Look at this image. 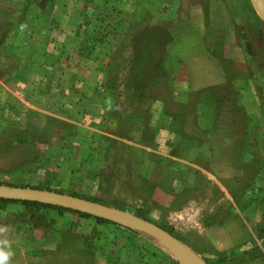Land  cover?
<instances>
[{
    "label": "rangeland",
    "instance_id": "374dc122",
    "mask_svg": "<svg viewBox=\"0 0 264 264\" xmlns=\"http://www.w3.org/2000/svg\"><path fill=\"white\" fill-rule=\"evenodd\" d=\"M242 2L0 0V184L138 212L209 264H264V21L250 0ZM202 27L201 42L223 63L224 39L233 35L245 66L229 71L243 80L236 91L222 84L198 92L200 126L191 128L170 112L190 100L186 66L174 73L170 41ZM221 117L224 128L213 124ZM212 127L224 132L231 155L219 136L205 143L212 157L199 150ZM23 209L0 206V264L180 257L86 218L47 212L27 227Z\"/></svg>",
    "mask_w": 264,
    "mask_h": 264
},
{
    "label": "crops",
    "instance_id": "0c3cea01",
    "mask_svg": "<svg viewBox=\"0 0 264 264\" xmlns=\"http://www.w3.org/2000/svg\"><path fill=\"white\" fill-rule=\"evenodd\" d=\"M240 1L241 2L243 1L242 2L243 4L247 3V0H240ZM183 28H180V29H183ZM198 30L200 32L198 35L196 33L195 35L189 34L188 37L183 36L182 39H177L176 41L174 40L170 41L171 47H172L171 49H173L174 51H177L176 53L172 51L173 54L171 56L172 58H174V62H173V64L175 65L173 69L174 73H176L178 68H180V65L183 66L184 68L186 66L185 70H186L187 79H186L185 88L187 89L188 93L190 92V97H189L190 100L187 101L188 104L184 103V105L178 106L176 107L177 109H175L174 111L170 110V112L179 113L180 114L179 116H183L184 121L187 123V125L189 124L191 128L192 127L196 128L197 126H200L199 125V115H200L201 110H198L200 108H198L197 106L198 92L202 88H206L208 86H221L222 84H225V85L228 84L232 91H234L235 89H239V86L237 87V85L239 83L240 85L243 84V80L239 79V77H241L240 73L237 72V74H231L229 71L234 70L233 68L237 70L238 68L242 69L243 66H245L243 54L241 52L239 45H236L233 35L232 37H230L231 39L230 38L224 39L227 44L226 46L227 53L225 51L226 59L223 63L222 59L217 57L218 58L217 60L216 57L214 56V54L217 56L219 52L210 53L205 47V45H203V42H201L202 37H203L202 31L204 30V28L202 27L201 29H198ZM227 38H228V35H227ZM195 39H197V43H196L197 47L194 49H197L196 50L197 53H195L194 49H192L193 48L192 45ZM161 42L162 41L160 40V38L159 39L156 38L152 43V45L155 46V48L152 46L150 51L153 52L155 50V54L159 55V52H160L159 47L161 45ZM147 45L145 44V40L141 42L142 47H146ZM180 47H183L186 51H183V50L181 51ZM203 51L206 54H204ZM224 64H231L233 65V67H230V69L227 70ZM236 94L238 93H233V95L235 96V99H236ZM238 102H239V99H238ZM204 117L206 118L207 116L204 115ZM210 117L212 120L214 115H211ZM214 123L219 124V127L221 126L222 128H224L226 127V124L229 122L225 121V118L221 117V119L215 120L213 124ZM212 128L213 129L210 128L207 131H205L206 134L203 137L204 145L199 150L207 151L208 153L207 157L208 158L212 157L214 154H212L209 151V148L211 146H209L208 150H206L207 147L205 143L212 142L214 140L215 142H217L218 141L217 136H219V139L221 142V147H220L221 151L224 150V148H226L225 153L227 155H231L232 148L230 144H227L228 146L227 145L223 146V139H225L224 132L220 130V132L218 133L217 131H215L214 127ZM190 130H195V129H190Z\"/></svg>",
    "mask_w": 264,
    "mask_h": 264
},
{
    "label": "water",
    "instance_id": "95a60500",
    "mask_svg": "<svg viewBox=\"0 0 264 264\" xmlns=\"http://www.w3.org/2000/svg\"><path fill=\"white\" fill-rule=\"evenodd\" d=\"M250 1L256 12L264 20V0ZM0 198L36 200L40 203L82 210L97 215V217L115 222L124 227L129 226L137 228L153 236L157 239L158 243L167 246L180 256L177 261L179 264H208L190 247L184 245L161 227L156 226V223L127 210H118L98 203L97 201L67 192L62 193L53 190L40 189L36 186L9 183L0 184Z\"/></svg>",
    "mask_w": 264,
    "mask_h": 264
},
{
    "label": "trees",
    "instance_id": "16d2710c",
    "mask_svg": "<svg viewBox=\"0 0 264 264\" xmlns=\"http://www.w3.org/2000/svg\"><path fill=\"white\" fill-rule=\"evenodd\" d=\"M9 184H15V183H9ZM70 194L83 197V195H80L78 193H70ZM91 200H95V199H91ZM7 203H16V204L22 205V206H24L26 208V209H23L20 212V215H24L26 213L28 214V220H27L28 222L26 224L27 227H32V225H39L40 222H42V221H40V218L43 219L45 213L54 212L55 216L57 215V216H60L62 218L68 217V219H69V217L71 218V216H72V217H74V219H75V217L76 218L90 219V220L93 221L94 224L100 225V226L105 227V228H110L111 227V228H120V229H123V230L124 229H128L134 235H141L144 238L148 239L149 241H154V242L158 243L156 238H154L153 236L143 232L142 230H139V229L133 228V227H129V226L121 227V226H118V224L115 223V222H112V221L97 217V215H94V214H91V213H88V212H85V211H82V210H77V209H73V208H69V207L64 208V207H61V206H58V205L40 203V202H38L36 200H25V199H14V198H7V199L0 198V206H2L4 204H7ZM41 214H43L42 217L40 216ZM134 214H136L138 216H141L143 218H146V217L140 215L138 212H134ZM70 222L72 224L75 221H73V218H72V220H70L68 222V224ZM162 229H164V228H162ZM164 230L167 231L169 234H171L168 229H164ZM63 234H64V232H63ZM139 246H141V243L139 244ZM171 264H179V263L177 261H172Z\"/></svg>",
    "mask_w": 264,
    "mask_h": 264
},
{
    "label": "bare ground",
    "instance_id": "6f19581e",
    "mask_svg": "<svg viewBox=\"0 0 264 264\" xmlns=\"http://www.w3.org/2000/svg\"><path fill=\"white\" fill-rule=\"evenodd\" d=\"M251 2V1H250ZM253 6V5H252ZM254 8V7H253ZM255 10V9H254ZM256 11V10H255ZM257 13V12H256ZM258 14V13H257ZM258 16H259V14H258ZM260 17V16H259ZM261 18V17H260ZM262 19V18H261ZM263 20V19H262ZM264 21V20H263ZM187 258V257H186Z\"/></svg>",
    "mask_w": 264,
    "mask_h": 264
}]
</instances>
